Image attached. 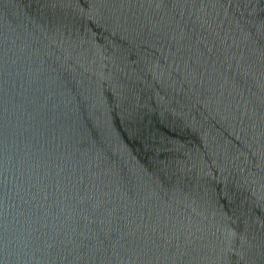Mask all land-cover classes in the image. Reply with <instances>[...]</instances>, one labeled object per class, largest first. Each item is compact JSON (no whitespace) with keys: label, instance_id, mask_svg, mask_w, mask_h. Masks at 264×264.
I'll list each match as a JSON object with an SVG mask.
<instances>
[{"label":"water","instance_id":"obj_1","mask_svg":"<svg viewBox=\"0 0 264 264\" xmlns=\"http://www.w3.org/2000/svg\"><path fill=\"white\" fill-rule=\"evenodd\" d=\"M0 264H264V0H0Z\"/></svg>","mask_w":264,"mask_h":264}]
</instances>
